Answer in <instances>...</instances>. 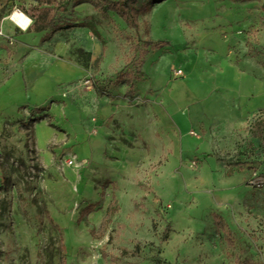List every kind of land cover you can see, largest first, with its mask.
Here are the masks:
<instances>
[{
  "label": "rangeland",
  "instance_id": "obj_1",
  "mask_svg": "<svg viewBox=\"0 0 264 264\" xmlns=\"http://www.w3.org/2000/svg\"><path fill=\"white\" fill-rule=\"evenodd\" d=\"M79 1L57 23H94L101 39L74 27L42 43L37 19L53 2L0 0V39L20 65L2 85L11 70L0 60V106L17 104L0 110V264H59L61 237L67 264H264V139L250 134L264 114V0H165L138 35ZM147 37L165 43L147 47L124 93L113 82L139 68L131 43L144 49ZM94 81L117 93L116 118ZM113 183L118 209L96 237Z\"/></svg>",
  "mask_w": 264,
  "mask_h": 264
},
{
  "label": "trees",
  "instance_id": "obj_2",
  "mask_svg": "<svg viewBox=\"0 0 264 264\" xmlns=\"http://www.w3.org/2000/svg\"><path fill=\"white\" fill-rule=\"evenodd\" d=\"M87 0L79 1V3H82ZM165 0H94L92 1V4L96 9L101 10L104 14H108L110 11L116 13L119 17H121L128 27L135 30L136 35L139 34L140 27H141V16L147 14L150 12L154 6L158 3H161ZM49 2H53L52 5L42 7V15L37 19V23L41 25V28L38 29V31L42 29H48V31L42 35L40 42H46L48 40H51L54 35L63 30V29H70L74 27H90L92 32L101 39V34L99 30L97 29V26L92 23V26H90V22H70L65 21L62 24H58L54 13L58 8H66L67 5L71 2V0H49ZM264 7V4H263ZM148 24L146 23L145 32L148 33ZM165 41H159L154 42L147 37L144 41L145 48L143 49L142 46H140L139 42L132 41L131 43V50L133 51H139V55L137 59L133 60V63L136 64L137 68L136 70H129L126 72L121 71L115 81L113 82L115 85H118L122 82H126L129 85L128 92H132L134 83L133 81L138 79L140 75L143 74L142 70L140 69L141 66V57L147 52V47L151 44H154L156 46H161ZM105 55V47H104V54L102 57L99 58L98 63L102 62L103 57ZM94 88L98 95L100 96H108L112 99L115 98L113 93L108 91L104 86L99 84L97 81H94ZM127 92V93H128ZM128 93V94H130ZM41 109V108H40ZM38 109V110H40ZM250 134L253 137L264 139V114L256 118L251 127H250ZM241 161H232L231 165H240ZM113 193L110 202L108 203L106 213L103 216L99 226L96 229H92L91 233L96 237H102L107 229L108 225L111 223L114 213L118 209V196L116 193L117 185L113 183ZM95 209V206L93 203H91L88 207L83 209L82 213L79 216L78 220H82L85 216H87L90 212H92ZM49 215V214H48ZM213 218L216 223L220 224L224 231L226 232V239L229 245L234 244V238L232 235V230L227 225V223L224 221L222 216L219 213H214ZM59 249H60V263L59 264H67V253H66V246L64 243L63 237L60 238L59 243ZM238 264H259L258 262L252 261L250 258H243L237 260Z\"/></svg>",
  "mask_w": 264,
  "mask_h": 264
},
{
  "label": "crops",
  "instance_id": "obj_3",
  "mask_svg": "<svg viewBox=\"0 0 264 264\" xmlns=\"http://www.w3.org/2000/svg\"><path fill=\"white\" fill-rule=\"evenodd\" d=\"M80 27L90 29L89 27H84V26H80ZM87 45H88L89 50L92 51L94 49V51H93L94 52V55L99 56V58L103 56V54H104V44H102V43H100L98 41H90V42L87 43ZM7 50L8 49L5 46L4 40L3 39H0V60H1L3 66L5 68H9L11 70V73H10L9 77L8 78H3L4 81L2 82V85L5 84V83L12 82V79L14 78L13 76L15 74H18L19 71H20L19 70L20 69V67H19L20 65L19 66H16L14 64V61H13L14 54H12L10 56L8 54V51ZM104 59L107 60V56L106 55H104L103 60ZM111 60H112L111 58L108 59V63H110ZM6 62H8V63H6ZM17 64H19V63H17ZM122 83H120V85L118 84L119 85L118 87L120 88L121 91H123L124 93H126L128 91V89H129V85L126 82H125V84H122ZM107 90L110 91L111 93H113V95L115 96L114 99H112V98H110L108 96H100L98 94L97 95L99 97H101V100H103L102 103L107 104L106 101H105L107 99L109 100V102H111L110 104H112V107L114 106V108H115L114 110H117V111H111L110 116H112V114H114V118H116L117 117V112L120 110L115 105V104H117L116 103L117 102L116 101V95H117V93H114L112 89L111 90L107 89ZM5 106L7 107V109L8 108H14L15 109L16 106H17V104H13V102H9L8 105L5 104V105L0 106V110H1V108H4ZM102 109L103 108H101V107L100 108H97V111H98L99 114H102L103 113V110ZM111 110H112V108H111ZM100 122H104V119L103 120L100 119Z\"/></svg>",
  "mask_w": 264,
  "mask_h": 264
},
{
  "label": "bare ground",
  "instance_id": "obj_4",
  "mask_svg": "<svg viewBox=\"0 0 264 264\" xmlns=\"http://www.w3.org/2000/svg\"><path fill=\"white\" fill-rule=\"evenodd\" d=\"M11 17L14 21L20 23L23 26V28H27V25L31 23V18L27 14L21 13L19 11L13 13Z\"/></svg>",
  "mask_w": 264,
  "mask_h": 264
},
{
  "label": "built area",
  "instance_id": "obj_5",
  "mask_svg": "<svg viewBox=\"0 0 264 264\" xmlns=\"http://www.w3.org/2000/svg\"><path fill=\"white\" fill-rule=\"evenodd\" d=\"M16 11H19V12H21V13H25L22 9H20V8H15V11L13 12V13H15ZM26 14V13H25ZM13 15V14H12ZM11 15V16H12ZM11 19H12V17H11ZM13 20V19H12ZM14 21V20H13ZM19 27H21V28H23V26L20 24V23H18L17 21H14ZM31 24V23H30ZM29 24V25H30ZM29 25H27V28H28V26ZM24 29H26V28H24ZM175 74L177 75V76H181L182 74H183V69L182 68H177L176 70H175Z\"/></svg>",
  "mask_w": 264,
  "mask_h": 264
}]
</instances>
